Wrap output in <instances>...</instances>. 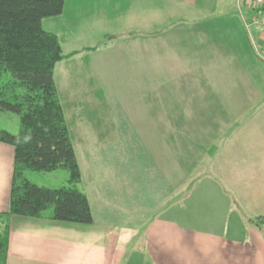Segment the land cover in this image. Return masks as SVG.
<instances>
[{"label":"crops","instance_id":"crops-1","mask_svg":"<svg viewBox=\"0 0 264 264\" xmlns=\"http://www.w3.org/2000/svg\"><path fill=\"white\" fill-rule=\"evenodd\" d=\"M76 8L91 20L113 10L102 16L106 38L120 35L140 66L148 60L157 71L155 62H166L168 84L179 80L183 99L179 118L167 105L166 138L194 159L175 164L172 153V197L155 215L136 200L119 211L121 202L107 196L105 217L91 209L93 223L83 225L53 221L50 209L38 218L7 215L14 150L0 142L5 264H264V29L254 23L261 12L246 0H76ZM180 26L183 36L174 34ZM167 94L175 100L171 86ZM0 128L15 134L18 122ZM176 165L186 174L199 167L211 180L176 181Z\"/></svg>","mask_w":264,"mask_h":264},{"label":"rangeland","instance_id":"rangeland-1","mask_svg":"<svg viewBox=\"0 0 264 264\" xmlns=\"http://www.w3.org/2000/svg\"><path fill=\"white\" fill-rule=\"evenodd\" d=\"M76 10V0H65L64 14L45 19L43 28L58 37L63 55L74 53L72 58L65 57L56 64L53 75L81 179L70 185L64 169L26 171L24 177L38 186L79 190L87 195L96 219L106 215L101 201L107 196L121 202L124 207L120 206L119 211L133 208L132 202L136 200L148 211L145 216L155 215L158 205L166 204L167 197H172L171 180L166 174V163L172 153L175 164H189L194 159L185 157L184 147L178 146L180 142L176 141L173 148L166 138L167 105L174 106L171 112L175 118L183 115L181 83L176 80L168 84L171 79L163 67L165 61L155 62L157 71L148 60H143L140 66L135 55L121 43L120 35L117 42L104 36L106 19L102 16H112L113 10L106 14L99 12L94 20L80 8V12ZM112 25L115 26L110 30L119 29L118 23ZM183 33L182 26L174 32L180 36ZM94 43L99 46L93 54L89 48ZM168 86L174 91V101L167 97ZM17 122L16 114L0 111V127L13 129ZM198 168L186 174L176 165L173 179L211 180L198 173ZM110 207L115 211L114 206ZM111 223L119 221L111 220Z\"/></svg>","mask_w":264,"mask_h":264},{"label":"trees","instance_id":"trees-1","mask_svg":"<svg viewBox=\"0 0 264 264\" xmlns=\"http://www.w3.org/2000/svg\"><path fill=\"white\" fill-rule=\"evenodd\" d=\"M63 6L64 0H0V111L18 116L17 133L0 130V142L14 150L7 215L38 218L50 209L53 221L89 225L93 216L84 193L38 186L24 177L26 171L64 169L70 185L81 179L53 75L65 56L58 37L42 27ZM7 243L8 230L0 229V264Z\"/></svg>","mask_w":264,"mask_h":264},{"label":"built area","instance_id":"built-area-1","mask_svg":"<svg viewBox=\"0 0 264 264\" xmlns=\"http://www.w3.org/2000/svg\"><path fill=\"white\" fill-rule=\"evenodd\" d=\"M248 1L250 4H252L253 8L259 10L261 12V10L264 9V0H246ZM255 25L259 28H263L264 29V13L261 12L260 17L256 18L254 20ZM263 61H264V55H263Z\"/></svg>","mask_w":264,"mask_h":264}]
</instances>
